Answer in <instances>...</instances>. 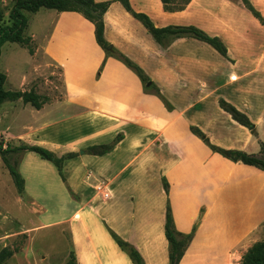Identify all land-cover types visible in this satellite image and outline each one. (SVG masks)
I'll return each instance as SVG.
<instances>
[{"label":"crops","instance_id":"0c3cea01","mask_svg":"<svg viewBox=\"0 0 264 264\" xmlns=\"http://www.w3.org/2000/svg\"><path fill=\"white\" fill-rule=\"evenodd\" d=\"M248 1L263 20L243 0H189L174 10L162 0H130L157 27L196 26L218 36L227 56L191 36L164 47L122 2L112 1L104 13L109 50L142 68L170 107L98 44L93 22L76 11L48 9L42 36L31 35L39 45L30 57L39 64L30 73L15 69L13 75L9 67L2 72L7 90L33 88L51 97L37 75L59 69L61 94L40 109L22 99L4 102L0 121L5 119L4 134L11 130L7 123H22L23 138L10 137L4 148L13 139L59 156L78 153L64 161L65 180L36 152H25L18 163L25 195L37 204L32 222L38 231L68 236L62 260L52 264H66L71 252L77 264H135L113 234L134 246L145 264H170L168 203L176 229L194 231L179 264H240L248 248L264 240V170L215 151L192 129L218 148L261 152L264 0ZM220 100L245 113L256 132L234 120ZM118 134L123 138L108 153L85 151ZM100 181L108 183L107 199L95 189Z\"/></svg>","mask_w":264,"mask_h":264},{"label":"trees","instance_id":"16d2710c","mask_svg":"<svg viewBox=\"0 0 264 264\" xmlns=\"http://www.w3.org/2000/svg\"><path fill=\"white\" fill-rule=\"evenodd\" d=\"M11 7L9 9V14L6 15L5 8L0 3V55L2 53V47L6 42H16L25 46L31 55L35 53V48L33 46V37L26 36L25 31L29 25V19L25 13L37 12L41 8L54 9L59 12L62 11H76L81 13L86 19L90 20L95 25V36L98 44L106 50L108 54L116 55L120 60H122L128 67L136 72V74L143 81L145 88L150 92L158 95L168 107H170L167 100L164 98L160 90L152 84L151 79L146 75L144 70L131 61L128 57L121 53L110 51V43L106 40L104 31V13L110 6L113 0H106L102 2H97L96 0H12ZM122 2L125 8L132 13L134 17L140 20L144 26L149 30V32L154 36V38L164 47L172 42L173 39L183 36H191L208 42L212 45L220 54L223 56L228 55L227 48L223 41L218 36H211L207 34L204 30L196 26H166L157 27L150 17L141 12H135L131 5L130 0H118ZM165 8L168 10H174L180 8L187 3L189 0L181 3L180 6L175 7V3L178 0H162ZM244 4L261 20L263 18L259 12L250 4L248 0H243ZM7 75L0 71V105L7 101H15L22 99L24 103L31 104L34 108L40 109L49 100L45 95H41L36 92L35 89L30 90H7L5 88V82ZM148 84H150L148 86ZM220 106L228 113L231 114L232 118L239 122L240 124L247 126L254 133L255 126L249 119V117L237 109L235 106L230 104L225 100H220ZM195 133L200 135L204 141H206L212 149L220 152L224 156L232 159L233 161H240L245 164L254 165L262 170H264V144L260 154L248 153L241 150L231 149L224 150L210 144L209 140L204 136V134L198 128H192ZM123 138L122 134H118L111 142L103 144H95L88 146L85 151L90 154L103 155L111 151L114 146ZM28 151H33L38 153L42 158L52 161L60 174V176L65 180L63 173L64 161L68 158L78 155L77 152H69L61 156L57 155L54 151L41 145L21 143L19 145H12L10 143L4 148L2 142L0 143V154L2 159L11 175L13 183L20 195L25 194V179L18 169V163L21 156ZM18 156V158H16ZM164 187L167 192H169V183L164 179ZM165 233L169 241V258L170 264H179L183 258L185 251L191 242L194 231L190 233H182L178 231L174 225L173 215L171 206L168 203L166 212V223H165ZM119 246L128 252L135 264H145L144 259L138 250L132 246L129 242L121 239L116 234H113ZM7 256V250L4 249L0 253V264ZM66 264H77L76 257L73 252H71L70 257ZM240 264H264V240L255 242L251 247L248 248L244 254Z\"/></svg>","mask_w":264,"mask_h":264},{"label":"rangeland","instance_id":"374dc122","mask_svg":"<svg viewBox=\"0 0 264 264\" xmlns=\"http://www.w3.org/2000/svg\"><path fill=\"white\" fill-rule=\"evenodd\" d=\"M185 1L178 0L174 5L175 7L180 6ZM11 2L12 0H0V3L6 9V13L10 8ZM39 11L35 13L25 12L29 19V25L25 31L26 36H31L35 33L38 34L39 38V35L42 36L41 32L48 26L50 20L46 12H49V10L41 8ZM38 45V41L34 40L33 46L35 51ZM2 51L0 71L9 67L13 75L16 70H18V73L23 70L30 73V69L34 70L35 66L39 64L37 61L38 57L34 60L33 56L32 59L29 50L19 43L6 42L2 47ZM37 76L40 82L43 83L42 90H44V93H50L51 97L60 96L61 74L59 69L52 68L43 74L39 72ZM18 80L23 81V78L18 75ZM25 117L29 118L30 114H26ZM20 118L18 116V119ZM4 123L5 119H2L0 121V143L2 142L4 145L6 140H9L10 137L14 138L17 135L18 140L23 138V134L20 132L22 123L19 121L18 125L7 123V126L11 128L10 133L7 130L9 135L8 133H3V130L7 129L6 126L4 127ZM7 142H10V140ZM17 142L13 139L11 140L12 145H16ZM35 208H37V204L32 199L28 198L25 194L20 195L17 192L0 154V253L4 249L7 250V256L1 264H52L57 260H62L64 255L63 250L67 251L68 249L67 234L65 235L66 238H64L61 232L57 234L56 231L55 233L47 230L38 231V223L32 222V220H37L38 213ZM57 236H59L60 242L53 240ZM50 255L51 257H49Z\"/></svg>","mask_w":264,"mask_h":264},{"label":"built area","instance_id":"2783aa9c","mask_svg":"<svg viewBox=\"0 0 264 264\" xmlns=\"http://www.w3.org/2000/svg\"><path fill=\"white\" fill-rule=\"evenodd\" d=\"M96 191L105 199L110 197V191L108 189V183L100 181L95 185Z\"/></svg>","mask_w":264,"mask_h":264}]
</instances>
